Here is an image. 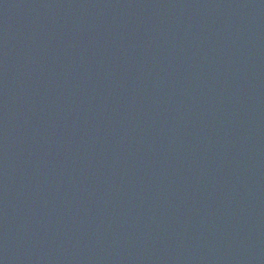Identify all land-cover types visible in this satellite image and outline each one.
Returning a JSON list of instances; mask_svg holds the SVG:
<instances>
[{
  "label": "water",
  "instance_id": "1",
  "mask_svg": "<svg viewBox=\"0 0 264 264\" xmlns=\"http://www.w3.org/2000/svg\"><path fill=\"white\" fill-rule=\"evenodd\" d=\"M0 264H264V0H0Z\"/></svg>",
  "mask_w": 264,
  "mask_h": 264
}]
</instances>
